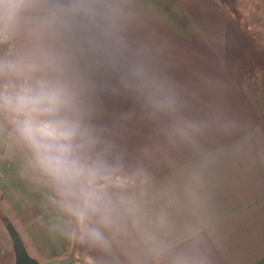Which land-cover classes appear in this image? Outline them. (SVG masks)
Instances as JSON below:
<instances>
[{
  "label": "crops",
  "instance_id": "1",
  "mask_svg": "<svg viewBox=\"0 0 264 264\" xmlns=\"http://www.w3.org/2000/svg\"><path fill=\"white\" fill-rule=\"evenodd\" d=\"M0 34V264L7 222L37 264H264V0H0ZM26 120L112 171L101 212Z\"/></svg>",
  "mask_w": 264,
  "mask_h": 264
},
{
  "label": "clouds",
  "instance_id": "2",
  "mask_svg": "<svg viewBox=\"0 0 264 264\" xmlns=\"http://www.w3.org/2000/svg\"><path fill=\"white\" fill-rule=\"evenodd\" d=\"M32 99L40 103H59L56 92L49 89L42 90ZM23 132L35 150L41 166L60 186L61 195L70 202L69 210L81 221L87 211L101 212L105 197L95 185L100 181L109 180L113 175L112 171L99 163L87 166L70 162L66 158L67 148L46 142L50 133L39 123L24 121ZM73 200L76 201L74 205L71 203ZM89 234L94 241L104 243L99 232L92 230Z\"/></svg>",
  "mask_w": 264,
  "mask_h": 264
},
{
  "label": "water",
  "instance_id": "3",
  "mask_svg": "<svg viewBox=\"0 0 264 264\" xmlns=\"http://www.w3.org/2000/svg\"><path fill=\"white\" fill-rule=\"evenodd\" d=\"M6 227L12 240L16 258L15 264H37L38 261L27 253L24 243L12 223L7 222Z\"/></svg>",
  "mask_w": 264,
  "mask_h": 264
},
{
  "label": "built area",
  "instance_id": "4",
  "mask_svg": "<svg viewBox=\"0 0 264 264\" xmlns=\"http://www.w3.org/2000/svg\"><path fill=\"white\" fill-rule=\"evenodd\" d=\"M5 42V37L2 35V34H0V53L1 52H5L6 54H8V53H10L11 52V50H10V48L9 47H5V48H1V44H3ZM3 50V51H2Z\"/></svg>",
  "mask_w": 264,
  "mask_h": 264
}]
</instances>
